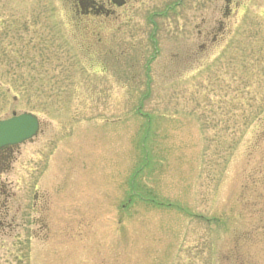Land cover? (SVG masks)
<instances>
[{
  "label": "rangeland",
  "instance_id": "obj_1",
  "mask_svg": "<svg viewBox=\"0 0 264 264\" xmlns=\"http://www.w3.org/2000/svg\"><path fill=\"white\" fill-rule=\"evenodd\" d=\"M125 1L0 0V264H264V0Z\"/></svg>",
  "mask_w": 264,
  "mask_h": 264
},
{
  "label": "water",
  "instance_id": "obj_2",
  "mask_svg": "<svg viewBox=\"0 0 264 264\" xmlns=\"http://www.w3.org/2000/svg\"><path fill=\"white\" fill-rule=\"evenodd\" d=\"M113 3L117 7L124 5L123 0H113ZM39 129V120L32 114H14L11 119L0 121V151L32 140L38 135Z\"/></svg>",
  "mask_w": 264,
  "mask_h": 264
},
{
  "label": "flooded vegetation",
  "instance_id": "obj_3",
  "mask_svg": "<svg viewBox=\"0 0 264 264\" xmlns=\"http://www.w3.org/2000/svg\"><path fill=\"white\" fill-rule=\"evenodd\" d=\"M75 2V6H76V10L78 11H83V15H102V12H108L110 13V11L112 9H115L116 6L113 5V0H100V3H102L103 5H108L109 7H111L110 9H107L105 11L104 7H101L103 5H100L99 2L97 0H73ZM127 5V2L124 0V6L122 8H124ZM121 9V8H118ZM12 148H8L6 150H3L0 152V165L5 164L7 162H9L11 155H12ZM5 185L3 183L0 182V199L1 197L5 196L7 193L6 189H5ZM1 205L0 204V230L4 229V223H5V219L8 215V213L5 215L1 209Z\"/></svg>",
  "mask_w": 264,
  "mask_h": 264
},
{
  "label": "trees",
  "instance_id": "obj_4",
  "mask_svg": "<svg viewBox=\"0 0 264 264\" xmlns=\"http://www.w3.org/2000/svg\"><path fill=\"white\" fill-rule=\"evenodd\" d=\"M229 5V4H228ZM141 113V115H142V111L140 112ZM147 116V119H148V121H149V124L151 123V117H150V115H146ZM262 133H264V132H262ZM260 133H258V135H259ZM143 147H145V146H143ZM146 148V147H145Z\"/></svg>",
  "mask_w": 264,
  "mask_h": 264
}]
</instances>
